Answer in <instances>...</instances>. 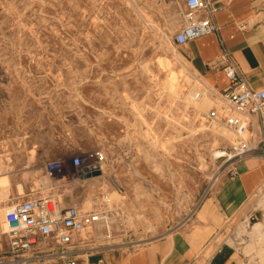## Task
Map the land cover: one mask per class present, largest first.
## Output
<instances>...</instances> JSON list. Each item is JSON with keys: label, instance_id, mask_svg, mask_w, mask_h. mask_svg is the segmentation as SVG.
Here are the masks:
<instances>
[{"label": "rangeland", "instance_id": "rangeland-1", "mask_svg": "<svg viewBox=\"0 0 264 264\" xmlns=\"http://www.w3.org/2000/svg\"><path fill=\"white\" fill-rule=\"evenodd\" d=\"M181 25L171 0H0V166L10 180L0 181V215L48 195L61 208L111 212L80 234L84 255L192 228L229 173L219 157L236 138L209 118L221 103L196 98L208 87L173 42ZM98 152L106 163L94 181L45 173Z\"/></svg>", "mask_w": 264, "mask_h": 264}, {"label": "crops", "instance_id": "crops-1", "mask_svg": "<svg viewBox=\"0 0 264 264\" xmlns=\"http://www.w3.org/2000/svg\"><path fill=\"white\" fill-rule=\"evenodd\" d=\"M219 4L221 10L215 17L218 34L181 47L184 60L206 87L220 93L227 89L229 81L213 64L225 50L250 89L263 91L264 0H219ZM5 170L0 166V181L10 182L3 174ZM235 171L238 176L234 180L229 173L222 177L213 197L198 210L189 231L180 230L169 239L134 251L114 249L81 254L77 257L79 264H264V227L254 233L253 226L247 225V220L254 218L257 224L264 225L260 195L259 203L252 205V198L257 197L264 184V159L247 158L236 164ZM2 245L7 249L5 240ZM40 248L35 246L21 263L43 264L35 261Z\"/></svg>", "mask_w": 264, "mask_h": 264}, {"label": "built area", "instance_id": "built-area-1", "mask_svg": "<svg viewBox=\"0 0 264 264\" xmlns=\"http://www.w3.org/2000/svg\"><path fill=\"white\" fill-rule=\"evenodd\" d=\"M179 9L182 25L173 42L177 47H185L200 39L217 35L219 29L215 17L220 12L219 0H171ZM213 67L221 70L229 86L222 92L204 88V92L221 106L209 114L213 123H222L235 136L236 143L225 158L230 164L229 174L234 180L237 163L259 156L264 159V90L250 89L244 75L231 55L225 50ZM256 130L259 135H251ZM248 136V137H247ZM106 158L102 153L85 154L70 160L59 159L44 166L49 178L61 181L84 182V175L99 166L102 174ZM110 197L103 196L102 204L108 205ZM0 215V264H23L22 257L40 246L35 261L48 264H79L77 259L82 251L80 234L107 221L111 212H84L76 207H60L55 196L31 198L20 203H11L2 208ZM6 241L7 249L2 245ZM86 255V254H85ZM100 264H103L101 261Z\"/></svg>", "mask_w": 264, "mask_h": 264}, {"label": "bare ground", "instance_id": "bare-ground-1", "mask_svg": "<svg viewBox=\"0 0 264 264\" xmlns=\"http://www.w3.org/2000/svg\"><path fill=\"white\" fill-rule=\"evenodd\" d=\"M169 63V62H168ZM190 70H191V68H189ZM188 69V70H189ZM189 70V71H190ZM187 71V70H186ZM192 71V70H191ZM196 75V74H195ZM189 77V76H188ZM192 77V76H191ZM197 80V79H196ZM201 83V82H200ZM201 85L202 86H205V83H204V81L201 83ZM198 91H200L199 89H196V88H194V93H196V92H198ZM204 103H210V104H212L213 106L215 105V103L213 102V101H211L209 98H207V96L205 95H203V97H202V100H201V105H203ZM228 134H229V132L228 131H226ZM230 135V134H229ZM232 140L234 141V139L232 138ZM219 154H221V153H218L217 155H219ZM222 155V154H221ZM50 179V178H49ZM48 179V180H49ZM95 179V178H94ZM92 180V179H91ZM89 181V180H88ZM217 181H218V179H217ZM44 182H45V180H44ZM50 184V183H49ZM49 184H47V185H49ZM51 185V184H50ZM55 185V184H54ZM53 185V186H54ZM52 186V185H51ZM19 188V191H23V188H22V186H18ZM50 187V186H49ZM48 188V187H47ZM54 188V187H53ZM259 203V202H258ZM259 207L260 208H263V210H264V192H262L261 193V198H260V203H259ZM97 227H99L100 226V224L99 225H96ZM246 225H243V226H241V228H243V227H245ZM263 227H264V225H262V224H256V225H254L253 226V231H254V233L256 232V233H259V232H261V230L263 229ZM99 230V229H98ZM91 232V231H90ZM81 237H83L84 238V234H81ZM86 237V236H85ZM264 241V240H263ZM260 244V243H259ZM260 247H261V245H259ZM260 249V248H259ZM246 251H248V250H246Z\"/></svg>", "mask_w": 264, "mask_h": 264}, {"label": "water", "instance_id": "water-1", "mask_svg": "<svg viewBox=\"0 0 264 264\" xmlns=\"http://www.w3.org/2000/svg\"><path fill=\"white\" fill-rule=\"evenodd\" d=\"M99 177H102V171L99 166H94L92 172L84 175V179L86 181L94 179V178H99Z\"/></svg>", "mask_w": 264, "mask_h": 264}]
</instances>
